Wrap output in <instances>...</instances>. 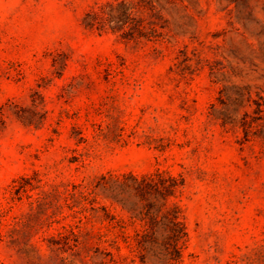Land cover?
Listing matches in <instances>:
<instances>
[{
  "label": "rangeland",
  "instance_id": "obj_1",
  "mask_svg": "<svg viewBox=\"0 0 264 264\" xmlns=\"http://www.w3.org/2000/svg\"><path fill=\"white\" fill-rule=\"evenodd\" d=\"M104 1L0 0V264H264V0H145L152 40L86 29ZM156 169L184 179L179 259L129 248L104 188L67 197Z\"/></svg>",
  "mask_w": 264,
  "mask_h": 264
},
{
  "label": "trees",
  "instance_id": "obj_2",
  "mask_svg": "<svg viewBox=\"0 0 264 264\" xmlns=\"http://www.w3.org/2000/svg\"><path fill=\"white\" fill-rule=\"evenodd\" d=\"M145 8H153V4L145 0H106L88 9L82 22L86 29L99 33L112 32L123 39L152 40L158 30L156 23L146 22L140 16ZM17 116L28 124L32 122L20 113ZM0 118L3 120V116ZM111 179V176L102 174L91 184L72 183V190L66 191L67 197L78 195L80 203H90L91 208L97 210L99 207L94 204L97 203V190L99 187L104 188L114 201L121 203L132 212L133 218H138L143 223L142 228L136 230L135 234H129L126 226L120 224L123 228L122 240L129 248L142 251L149 247L150 242L158 240L159 248L171 260L181 258L189 240L182 207L176 200L182 194L184 179L161 169L144 174L129 172ZM130 196L135 199L132 200ZM127 203L135 204L130 207ZM65 229L67 233L62 237L69 240L67 243L70 246H78L79 234L72 227ZM158 230L163 232L160 238L152 235ZM71 237L74 243L70 241Z\"/></svg>",
  "mask_w": 264,
  "mask_h": 264
}]
</instances>
